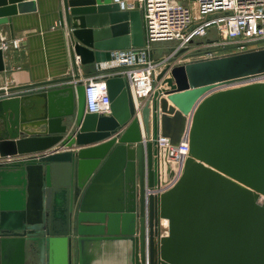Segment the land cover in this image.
Returning a JSON list of instances; mask_svg holds the SVG:
<instances>
[{
    "label": "water",
    "instance_id": "obj_1",
    "mask_svg": "<svg viewBox=\"0 0 264 264\" xmlns=\"http://www.w3.org/2000/svg\"><path fill=\"white\" fill-rule=\"evenodd\" d=\"M63 3L83 64L144 46L139 10ZM36 9L2 0L0 24ZM156 80L143 127L123 76L107 78L110 114L87 112L82 83L0 98V264H29V247L31 264H97L112 246L116 264H264V47L169 63ZM184 135L179 165L158 139Z\"/></svg>",
    "mask_w": 264,
    "mask_h": 264
},
{
    "label": "built area",
    "instance_id": "obj_2",
    "mask_svg": "<svg viewBox=\"0 0 264 264\" xmlns=\"http://www.w3.org/2000/svg\"><path fill=\"white\" fill-rule=\"evenodd\" d=\"M122 10H139L142 14L145 44L142 47L115 50L112 58L102 67V74L74 79V85H85L86 110L89 113L110 114L111 98L107 78L126 77L135 106L136 116L141 120L142 108L157 88L156 76L163 67L216 57L217 49L230 48L233 53L251 49L264 42V0H114ZM213 36V37H212ZM172 41L176 47L159 60L153 57L156 42ZM19 47L20 42L11 43ZM7 47L8 45L3 44ZM205 50L201 58L194 51ZM74 71L80 74V56L74 58ZM0 98L9 97L7 87ZM143 127V125H142ZM160 147H168V158L182 165L189 152L188 136L180 144H171L170 138L160 136ZM161 171L159 179L161 180ZM171 184L147 187L148 201L151 193L162 192ZM167 227V220H162Z\"/></svg>",
    "mask_w": 264,
    "mask_h": 264
},
{
    "label": "crops",
    "instance_id": "obj_3",
    "mask_svg": "<svg viewBox=\"0 0 264 264\" xmlns=\"http://www.w3.org/2000/svg\"><path fill=\"white\" fill-rule=\"evenodd\" d=\"M35 1V11L10 15V22L0 24V49L4 59L0 91L4 87L15 89L9 92L10 96L61 89L73 84L72 81L57 80L73 75L74 58L80 56L73 52L71 30L61 22L63 0ZM14 40L20 42L19 47L11 44ZM79 70L81 78L102 74V68L99 69L95 62L83 64L81 60ZM121 255V248L112 246L108 252H103L102 261L97 264H116Z\"/></svg>",
    "mask_w": 264,
    "mask_h": 264
},
{
    "label": "rangeland",
    "instance_id": "obj_4",
    "mask_svg": "<svg viewBox=\"0 0 264 264\" xmlns=\"http://www.w3.org/2000/svg\"><path fill=\"white\" fill-rule=\"evenodd\" d=\"M213 37V36H212ZM176 47V43L172 42V41H161V42H156L153 45V57L156 60H159L160 58L163 57V55L165 54H169L170 52H172V50H174V48ZM264 47V42L262 41L261 43H256L254 45H252L251 49H255V48H261ZM203 52H205V50H200V51H194V54L192 55L194 58L199 59L201 58V56L204 54ZM214 53H216L215 55L217 56H221V55H225V54H230L233 53V51L230 50V48L227 49H217L216 51H214ZM156 84H159V82L156 80L155 81ZM154 85L155 87L157 85ZM73 117L69 118L67 121L71 122V126H73Z\"/></svg>",
    "mask_w": 264,
    "mask_h": 264
},
{
    "label": "flooded vegetation",
    "instance_id": "obj_5",
    "mask_svg": "<svg viewBox=\"0 0 264 264\" xmlns=\"http://www.w3.org/2000/svg\"><path fill=\"white\" fill-rule=\"evenodd\" d=\"M27 254H28V258H27V260H28V263L29 264H31V261L33 260V256H38L35 252H34V255H33V249L31 248V247H29L28 248V250H27Z\"/></svg>",
    "mask_w": 264,
    "mask_h": 264
},
{
    "label": "bare ground",
    "instance_id": "obj_6",
    "mask_svg": "<svg viewBox=\"0 0 264 264\" xmlns=\"http://www.w3.org/2000/svg\"><path fill=\"white\" fill-rule=\"evenodd\" d=\"M115 2V1H114Z\"/></svg>",
    "mask_w": 264,
    "mask_h": 264
}]
</instances>
